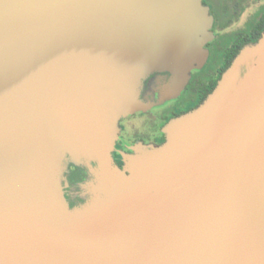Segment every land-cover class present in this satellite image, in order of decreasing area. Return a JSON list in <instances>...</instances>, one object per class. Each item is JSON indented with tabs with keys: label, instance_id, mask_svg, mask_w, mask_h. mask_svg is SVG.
I'll use <instances>...</instances> for the list:
<instances>
[{
	"label": "water",
	"instance_id": "95a60500",
	"mask_svg": "<svg viewBox=\"0 0 264 264\" xmlns=\"http://www.w3.org/2000/svg\"><path fill=\"white\" fill-rule=\"evenodd\" d=\"M212 24L202 0H0V264H264V30L161 144L113 159L144 79L179 95ZM75 156L93 179L70 207Z\"/></svg>",
	"mask_w": 264,
	"mask_h": 264
},
{
	"label": "flooded vegetation",
	"instance_id": "af4514ba",
	"mask_svg": "<svg viewBox=\"0 0 264 264\" xmlns=\"http://www.w3.org/2000/svg\"><path fill=\"white\" fill-rule=\"evenodd\" d=\"M202 3L209 7L213 16L211 30L214 37L204 45L209 52L206 62L202 68L190 72L188 82L176 97L163 95L164 86L170 79L169 72L154 71L144 79L139 97L150 106L120 119L119 137L113 151V159L118 166L124 164L122 152L131 153L130 147L137 143L161 144L165 140L164 124L204 101L212 82L209 74L212 75L214 70L205 72L203 69L214 56L231 55L256 42L255 34L264 16V0H202ZM137 116L143 119L140 128L132 122ZM92 179L93 175L80 157L68 159L61 182L70 207L82 205L89 199V182Z\"/></svg>",
	"mask_w": 264,
	"mask_h": 264
},
{
	"label": "trees",
	"instance_id": "16d2710c",
	"mask_svg": "<svg viewBox=\"0 0 264 264\" xmlns=\"http://www.w3.org/2000/svg\"><path fill=\"white\" fill-rule=\"evenodd\" d=\"M264 29V16H263V20L261 21L257 32L255 34V38L254 41H256L259 36L261 35V31H263ZM238 50H236L233 54L231 55H227V54H223L221 56V63L217 66L218 68L214 69L213 74L209 76L212 78V82L210 87L207 89V92H211L213 90V88L215 87V85L217 84L218 79L220 78L221 74L224 72V70L230 65L231 61L233 60V58L236 56ZM215 57V56H214ZM213 57V60L216 58ZM212 60V61H213Z\"/></svg>",
	"mask_w": 264,
	"mask_h": 264
},
{
	"label": "rangeland",
	"instance_id": "374dc122",
	"mask_svg": "<svg viewBox=\"0 0 264 264\" xmlns=\"http://www.w3.org/2000/svg\"><path fill=\"white\" fill-rule=\"evenodd\" d=\"M221 56H216V58L213 61H210L209 63L206 64V66L204 67L203 71H207V70H214L217 68V66L221 63ZM142 117H135L132 119V122L134 123V125L136 127H141L142 125Z\"/></svg>",
	"mask_w": 264,
	"mask_h": 264
}]
</instances>
